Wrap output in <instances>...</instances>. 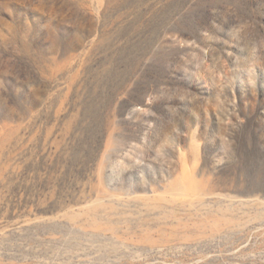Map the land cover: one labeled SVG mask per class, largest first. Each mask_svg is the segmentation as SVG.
<instances>
[{"label": "rangeland", "instance_id": "obj_1", "mask_svg": "<svg viewBox=\"0 0 264 264\" xmlns=\"http://www.w3.org/2000/svg\"><path fill=\"white\" fill-rule=\"evenodd\" d=\"M0 264H264V0H0Z\"/></svg>", "mask_w": 264, "mask_h": 264}]
</instances>
